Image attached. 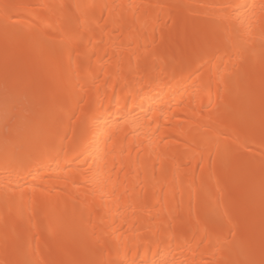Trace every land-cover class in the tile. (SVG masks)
I'll return each instance as SVG.
<instances>
[{"label": "bare ground", "instance_id": "obj_1", "mask_svg": "<svg viewBox=\"0 0 264 264\" xmlns=\"http://www.w3.org/2000/svg\"><path fill=\"white\" fill-rule=\"evenodd\" d=\"M3 51L0 264H264V0H0Z\"/></svg>", "mask_w": 264, "mask_h": 264}, {"label": "rangeland", "instance_id": "obj_2", "mask_svg": "<svg viewBox=\"0 0 264 264\" xmlns=\"http://www.w3.org/2000/svg\"><path fill=\"white\" fill-rule=\"evenodd\" d=\"M5 55V56H4ZM6 53L3 51V52H1L0 53V60H1V62H3L5 59H6ZM21 71H25V70H20V73H19V71H17L18 72V74H17V76H18V78H19V80H20V82H21V84H22V87H20L17 91H13V92H11L10 93V97H18L19 98V101L21 102V101H23V99H21L20 100V98H28V97H30V96H32V94H31V92H29V88L31 87L30 86V83H31V77L30 76H25V72L24 73H21ZM0 75L2 76H0L1 78H0V84H1V81H2V84L0 85V87H1V92H2V94H4V93H6L7 91L6 90H8V87H10V85H9V80H6V77H7V75L5 76V72H6V70H5V68H3L2 70L0 69ZM30 78V79H27V78ZM3 79V80H2ZM8 79V78H7ZM5 80V81H4ZM30 80V81H29ZM29 81V82H28ZM3 85V86H2ZM1 94V93H0ZM13 98V100H15ZM25 99V100H26ZM16 103H18L17 101H16ZM43 107H41L40 108V110L42 109ZM261 207L263 206V205H260ZM260 206H259V208H260ZM261 209V208H260ZM263 209V208H262ZM262 209L260 210V211H262ZM246 212H250V210L248 209V210H245ZM264 211V210H263ZM93 252H94V250H93ZM93 252H91V253H93ZM92 256V255H91ZM90 256V257H91ZM89 258V257H88ZM91 258H93V257H91ZM91 258H89V262L91 263V261H93V260H91ZM79 259H81V258H79ZM79 261V260H78ZM81 260H80V262H79V264H81ZM89 263V264H90ZM93 263V262H92Z\"/></svg>", "mask_w": 264, "mask_h": 264}]
</instances>
